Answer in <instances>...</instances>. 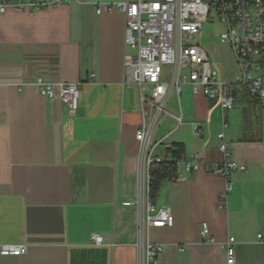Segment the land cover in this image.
<instances>
[{
  "label": "crops",
  "instance_id": "crops-1",
  "mask_svg": "<svg viewBox=\"0 0 264 264\" xmlns=\"http://www.w3.org/2000/svg\"><path fill=\"white\" fill-rule=\"evenodd\" d=\"M136 0H81L34 13L0 14V247L27 246L0 264H138L139 199L146 179L136 133L142 127L139 87L125 65L136 52L125 46V16L96 8ZM220 77L239 74L229 46L205 45ZM173 69L165 68V79ZM80 83L79 108L31 86ZM150 90V88H148ZM152 143L165 158L174 144L199 169L164 182L155 204L172 210V228H151L146 239L162 245L159 264H226L222 248L236 241L238 264H264V102L240 88L232 111L193 95L172 92ZM181 117L179 124L177 118ZM197 127V130L195 128ZM224 133L245 172L231 176L233 191L213 170ZM126 203H132L126 206ZM207 224L209 244L202 239ZM103 236L104 244L92 242Z\"/></svg>",
  "mask_w": 264,
  "mask_h": 264
},
{
  "label": "built area",
  "instance_id": "built-area-1",
  "mask_svg": "<svg viewBox=\"0 0 264 264\" xmlns=\"http://www.w3.org/2000/svg\"><path fill=\"white\" fill-rule=\"evenodd\" d=\"M81 0H0V14L8 9L34 13L49 7L80 2ZM118 11L125 16V46L136 52V61L125 65L128 84L139 87L141 94L142 127L136 133L140 143V156L146 179L139 199L134 202L140 209L136 244L138 264H159L164 251L162 245L146 239L151 228L163 229L174 226L172 210L158 207L150 198L149 169L164 158L151 157L156 146L152 143L154 131L160 125L161 115H167L165 104L172 92L181 96L189 86L193 95H202L214 101L223 113L232 111L240 88L252 98L264 102V0H136L98 6L96 12ZM218 21L223 32L219 39L230 47L239 70L235 82L220 77L198 38L205 24ZM173 69L165 79V68ZM44 98L58 97L67 108L75 112L79 108L80 83H46L43 78L31 85ZM150 88V90H148ZM150 91L149 95L146 92ZM181 124L182 118H177ZM197 130V127L195 128ZM218 150L222 160L215 165L214 174L226 182L221 196L225 200L233 191L231 176L245 172L246 167L232 159V152L225 134L218 136ZM187 173L198 171L192 160L183 162ZM126 206L132 203H126ZM202 239L214 244L207 224L202 226ZM258 235V240H263ZM92 242L103 245V236L93 234ZM234 238L222 246L226 252V264H238ZM27 246L7 245L0 247L2 257H21L27 254Z\"/></svg>",
  "mask_w": 264,
  "mask_h": 264
},
{
  "label": "trees",
  "instance_id": "trees-1",
  "mask_svg": "<svg viewBox=\"0 0 264 264\" xmlns=\"http://www.w3.org/2000/svg\"><path fill=\"white\" fill-rule=\"evenodd\" d=\"M184 161V147L171 145L166 149V157L160 164H153L149 169L150 198L156 201L164 182H176L179 179V165Z\"/></svg>",
  "mask_w": 264,
  "mask_h": 264
},
{
  "label": "rangeland",
  "instance_id": "rangeland-1",
  "mask_svg": "<svg viewBox=\"0 0 264 264\" xmlns=\"http://www.w3.org/2000/svg\"><path fill=\"white\" fill-rule=\"evenodd\" d=\"M223 30H224L223 27H221V25L219 24L218 21H214V22H210V23L205 24L201 33H200V36L198 38L200 45L205 47V45L213 43V42L220 43L219 37H220L221 33L223 32ZM238 77H239V74H238L237 78ZM236 79H235V81H236ZM235 81H233V82H235ZM149 94H150V91H147L146 95H149Z\"/></svg>",
  "mask_w": 264,
  "mask_h": 264
}]
</instances>
